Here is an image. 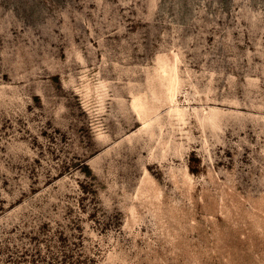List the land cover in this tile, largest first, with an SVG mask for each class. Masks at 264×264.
Masks as SVG:
<instances>
[{
    "label": "rangeland",
    "instance_id": "374dc122",
    "mask_svg": "<svg viewBox=\"0 0 264 264\" xmlns=\"http://www.w3.org/2000/svg\"><path fill=\"white\" fill-rule=\"evenodd\" d=\"M0 264H264V0H0Z\"/></svg>",
    "mask_w": 264,
    "mask_h": 264
},
{
    "label": "bare ground",
    "instance_id": "6f19581e",
    "mask_svg": "<svg viewBox=\"0 0 264 264\" xmlns=\"http://www.w3.org/2000/svg\"><path fill=\"white\" fill-rule=\"evenodd\" d=\"M164 85H168V83H164ZM155 103L153 93L150 96H137L134 97L132 101L133 108L136 110L138 116L143 119L150 114V110L152 105Z\"/></svg>",
    "mask_w": 264,
    "mask_h": 264
}]
</instances>
